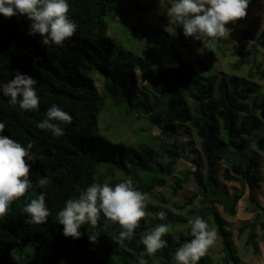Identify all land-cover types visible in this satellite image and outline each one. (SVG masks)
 <instances>
[{
  "label": "trees",
  "instance_id": "16d2710c",
  "mask_svg": "<svg viewBox=\"0 0 264 264\" xmlns=\"http://www.w3.org/2000/svg\"><path fill=\"white\" fill-rule=\"evenodd\" d=\"M67 2L68 15L77 30L59 46H44L39 34L30 35L31 21L26 16L0 15V83L9 82L17 72L31 76L38 81L40 100L38 109L22 110L0 93V123L5 124L0 135L24 147L31 143L30 151L35 157L29 162L32 188L0 217V264H36L27 258V247L33 249V257L41 251L51 252L53 264H64V257L71 264H138L145 251L139 241L158 224L169 227L163 237L167 246L152 256L145 254L146 264H178L176 250L193 238L188 221L195 216L217 232L219 264H240L217 205L233 216L242 191L231 196L219 192L217 175L219 164L225 161L228 166L223 178L233 180L232 172L242 186L248 185L249 202L255 201L260 182L255 169L260 161L251 156L244 164V157L253 142L256 153L264 154V88L260 92L261 86L252 83L257 57L264 48V30L251 39L248 49L232 50L236 59L230 65L231 72H239L250 62L247 78L231 74L217 79L212 71L220 56H225L228 39L218 38L214 48H208L206 40L196 46L201 51L197 71L184 60L183 52L189 54L190 46L182 26L170 24L164 33L157 26L143 24V17L160 6L166 8L174 0ZM121 6L125 12L114 28L128 36L131 49L125 50L108 33L111 19ZM227 27L231 34L235 32L233 26ZM96 78L101 80L99 87ZM259 79H264V73ZM53 104L72 117L71 123L61 125V136L37 127ZM106 113L120 118L119 125L138 139L113 141L101 134L100 124ZM152 128L158 130V135L152 134ZM184 129L192 131L199 141L202 161L198 156L188 158L183 154L179 138ZM183 160H189L193 169L174 180L170 196L175 197L192 180L197 192L177 207L184 215L174 214L167 207L168 201L161 198L160 205L146 202L147 219L140 221L132 239L123 244L112 239L121 231L120 226L107 222L102 214L97 227L85 224L79 229V239L63 235L59 211L68 199L78 198L80 191L92 183L115 186L130 177L137 190L153 199L158 189L167 186ZM41 177H46L49 184L41 187L37 183ZM41 193L46 194L51 215L45 224H29L24 209ZM197 199L200 205L193 208ZM161 211L166 213L164 220L156 215ZM176 226L186 230L174 238L170 230ZM245 231L244 246L258 254V242L264 240V208L257 210L251 223L239 228L238 235ZM92 232L99 234L95 242L89 239ZM197 264L215 261L205 254Z\"/></svg>",
  "mask_w": 264,
  "mask_h": 264
},
{
  "label": "clouds",
  "instance_id": "9594fccd",
  "mask_svg": "<svg viewBox=\"0 0 264 264\" xmlns=\"http://www.w3.org/2000/svg\"><path fill=\"white\" fill-rule=\"evenodd\" d=\"M249 3L250 0H174L167 9V16L171 25L183 27L186 38L206 40V46L214 48L218 38L229 39L231 29L227 25L246 18ZM69 10L67 0H0V15L5 18L26 16L31 21L29 34H39L44 46H59L73 37L77 25L70 19ZM37 85L38 81L31 76L17 72L9 82L0 83V93L22 110H36L40 103ZM71 122L72 117L53 104L47 110L46 119L39 122L37 127L50 130L54 136H61L64 134L61 125ZM4 130L5 124L0 123V133ZM32 147L31 143L24 147L16 140L0 135V217L5 216L12 203L25 196L33 186L29 163L35 160L30 151ZM37 183L44 187L49 180L41 177ZM149 199V194L136 189L130 177L115 186L107 182L92 183L86 190L80 191L78 198L66 201L58 213V223L63 226L65 237L79 239V229L85 224L97 227L102 214L107 222L120 226L121 231L112 239L123 244L132 239L140 221L149 215L145 210ZM24 211L28 216L27 223H47L51 212L46 204V194L41 193L38 198L32 199ZM156 215L160 220L166 217L163 211ZM188 223L193 238L176 250L178 264H197L217 239L215 229L210 228L200 216H195ZM168 232V225L158 224L141 238L139 243L145 251L140 254L138 264H146L145 254L152 256L167 246L163 237ZM98 237L96 232L89 233L90 242H95Z\"/></svg>",
  "mask_w": 264,
  "mask_h": 264
},
{
  "label": "rangeland",
  "instance_id": "374dc122",
  "mask_svg": "<svg viewBox=\"0 0 264 264\" xmlns=\"http://www.w3.org/2000/svg\"><path fill=\"white\" fill-rule=\"evenodd\" d=\"M171 5L172 4H169L166 6V8L160 6L158 11L151 12L143 17V24L154 25L160 30H163L164 33L168 32L170 22L167 16V9ZM123 11L124 7L121 6L117 13L113 16L111 19L112 23L109 24L110 29L108 33L110 36H112L114 42L118 46H122V48L125 50L131 49V46L127 41L128 36H125L124 34L120 35L118 30L115 31L114 28V26H116L115 23L120 22L118 19L125 12ZM160 16H163L164 19L161 20ZM229 25L235 28V32L230 34L227 44L228 50L226 51L225 56H220L218 63L214 66L212 75L217 79L223 75L228 76L231 74H234L239 78H247L251 63L249 62L246 64L239 72L232 73L230 70V65L235 61L236 58L235 56H232L231 53L234 48H238L242 51L248 49L252 43L251 39L258 37V35L264 30V0H251L247 9L246 18L242 22L236 21L235 23H230ZM200 42L201 41L199 40L187 37L186 43L190 46V53L185 54L183 52L184 60L193 66L197 71L199 70L197 59L201 56V51L197 50L196 46ZM135 51L137 52L138 50L136 49ZM256 63L257 67L253 69L254 77L252 79V83L257 87L261 86L259 89L261 92L264 88V79L260 80L259 76L264 73V48L260 49ZM95 80L96 86L99 87L101 80L98 78ZM120 123V118H118L116 115L106 113L102 116L100 133L113 141L135 142V140L138 139V137L135 136V133L128 132L125 127L119 125ZM137 127L140 128L139 125H137ZM142 128H144V126ZM151 131L152 134L158 135L157 129L152 128ZM179 141L182 144L183 154L186 157L192 158L194 156H198L200 161L203 160V158H200L199 156L200 143L192 131L190 132L184 129ZM251 156H255L256 159L260 161L259 167L255 169V174L260 181L255 190V201L252 204L249 202L248 185L242 186L240 180L232 172H230V176L233 177V180L227 181L223 178L224 170L228 164L225 161H222L219 164L217 175L219 192L231 196L236 191H242V197L236 205L235 214L233 216H228L225 214L223 212L222 205H217V209L227 223L226 228L231 235V241L235 248L236 255L239 258L240 264H264V240L258 242L259 251L258 254L255 255L249 248L244 246L247 232L245 231L240 236L238 235L239 228L251 223L255 218L257 210L264 208V154L256 153L254 142L253 145H251V147L245 152L244 164L248 162ZM190 169H193V166L189 160H183L181 163H179L175 168L174 176L168 179L167 186L163 189H158L155 198L149 199L148 202H150L152 205H160V199H166L168 201V209H170L174 214L184 215V211H178L177 207L186 202V197H190L197 192L194 183L190 179L187 185H185L183 189L179 190L175 197L170 196V191L174 186V180L180 178L184 172ZM199 205L200 203L198 199L192 203L193 208L199 207ZM147 217L148 216H146L145 219H147ZM185 230V227L176 226L170 230V233L174 236V238H177L180 234H184ZM256 231L260 233L258 229H256ZM25 252L27 258L32 259L36 264L40 262L53 264V260L50 258L51 252L41 251L39 256L36 257H33V249L30 247H27ZM206 254L214 259L215 264L220 263V240L218 237L214 245L208 249ZM62 263L71 264V261L67 257H64L62 259Z\"/></svg>",
  "mask_w": 264,
  "mask_h": 264
}]
</instances>
